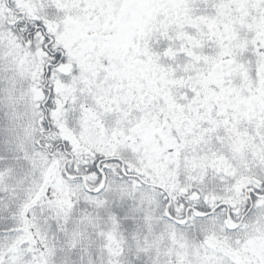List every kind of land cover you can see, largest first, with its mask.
<instances>
[{"label":"snow or ice","instance_id":"obj_1","mask_svg":"<svg viewBox=\"0 0 264 264\" xmlns=\"http://www.w3.org/2000/svg\"><path fill=\"white\" fill-rule=\"evenodd\" d=\"M0 264H264V0H0Z\"/></svg>","mask_w":264,"mask_h":264}]
</instances>
